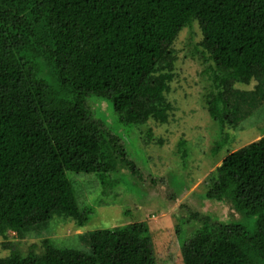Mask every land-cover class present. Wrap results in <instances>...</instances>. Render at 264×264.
<instances>
[{
    "label": "trees",
    "instance_id": "obj_1",
    "mask_svg": "<svg viewBox=\"0 0 264 264\" xmlns=\"http://www.w3.org/2000/svg\"><path fill=\"white\" fill-rule=\"evenodd\" d=\"M193 22L212 86L206 110L222 127L231 84L264 79V0H0V237L8 250L0 264H157L142 221L92 230L81 249L44 238L24 252L8 234L30 238L54 216L75 228L88 221L68 171L112 183L108 195L129 187L125 175L109 174L141 177L135 163L146 158L134 154V142L149 119L167 121L172 44ZM88 96L107 99L125 129L94 119ZM144 135L151 139V130ZM178 151L185 160V140ZM204 185L206 198L229 201L253 224L205 216L185 239L177 225L172 264H264V133L226 154Z\"/></svg>",
    "mask_w": 264,
    "mask_h": 264
},
{
    "label": "rangeland",
    "instance_id": "obj_2",
    "mask_svg": "<svg viewBox=\"0 0 264 264\" xmlns=\"http://www.w3.org/2000/svg\"><path fill=\"white\" fill-rule=\"evenodd\" d=\"M201 38L199 26L193 22L191 26L182 28L173 41L176 55L173 77L164 93L171 105L167 121L159 123L149 119L140 128L143 139L138 138V142H134V154L143 157L141 150L146 158L135 163L141 177L137 178L126 169L118 174H109L111 178H120L119 174H122L129 180V187L122 184L116 187V197V193H103L104 186L114 187H109L112 183L108 182L102 186L95 173L68 171L67 178L79 209L88 207L91 210L88 221L75 228L69 220L54 216L30 238L19 240L10 232V242L24 252L32 243L40 246L44 238H49L57 247L81 249L92 230L142 221L148 225L157 264H172L179 257L180 240L174 229L177 225L181 226L180 238L185 239L201 226V218L205 216L214 223L240 222L248 227L253 224L254 217L243 219L229 201L206 198L204 179L220 165L226 154L264 133V79L256 81L253 78L247 83L231 84L225 94L231 113H227L220 127L209 116L204 101L212 86L209 75L204 72L207 64L199 52ZM87 104L92 117L100 119L105 127L118 133L125 129L115 122L107 99L88 96ZM146 129L152 133L149 140L144 135ZM225 133L228 134L227 142L213 153L215 142ZM181 139L186 141L185 160L178 151ZM2 241L0 237V257L8 254V250L1 247Z\"/></svg>",
    "mask_w": 264,
    "mask_h": 264
}]
</instances>
